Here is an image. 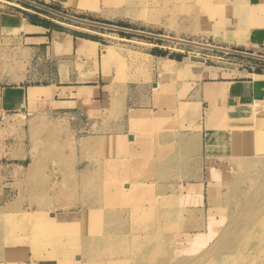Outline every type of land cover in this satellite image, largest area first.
Listing matches in <instances>:
<instances>
[{"label":"rangeland","instance_id":"1","mask_svg":"<svg viewBox=\"0 0 264 264\" xmlns=\"http://www.w3.org/2000/svg\"><path fill=\"white\" fill-rule=\"evenodd\" d=\"M65 3L69 5L68 11L61 6L57 9L102 22L264 54V44L246 42L247 34L264 22L258 19L264 16L263 0L258 3L263 7L261 12L244 0H87L85 3L66 0ZM0 11L33 22L49 21L55 23L56 30L100 42L101 50L86 67L100 72L112 92L110 109L105 114L97 113L94 119L71 109L64 113L36 114L27 122L15 118L10 127H0V264H78L86 259L81 253L90 250L89 236L104 235L108 230L114 231L108 233L113 239L125 234L129 246L133 236L147 231L148 224L145 218L139 219L132 214L135 206L123 200L114 188H135L143 184L145 192L142 194L149 197L144 210L154 215L156 202L166 203L181 197V191L175 193L173 190L181 188L179 182L196 178L190 172L201 165L205 191L208 185L213 188L210 202L204 192L205 210L199 211L200 191H194L197 196L173 201V223L178 226L175 232L188 230L187 226L194 225L189 222L197 218L213 219L212 222L220 225L224 219L218 206L227 203L229 221H233L227 219L222 223L227 229L225 227L220 236L229 232H233L235 239L237 233L243 237L248 235L246 223L238 225L237 221H246L254 204L264 206V162L261 159L264 150L252 154L258 160L251 161L254 162L252 168L244 171L238 161L230 160L236 153L213 150L218 146L217 141L205 147L201 139L199 152H183L184 162H177L176 167L171 165L172 169H167L164 175H155L154 163L150 162L152 158H148L150 152L146 149L151 147L153 151L158 132L189 131L194 134L203 129L206 133L217 129L220 123L229 124L226 118L230 117V110L224 109L225 100L218 99L216 111L205 119L202 115L205 109L192 107L187 111L188 104L183 105L182 98L192 88V82L202 76L222 80H244L252 76L256 81H264V60L89 27L19 0H0ZM241 30L244 33L238 34ZM7 44L6 40L0 42V77L22 70L13 62L17 57L12 49L8 50ZM165 65L177 69L164 73ZM2 81L16 82L0 79ZM120 93H135L141 105L150 108L147 115L136 116L138 111L130 114L132 120L145 119L152 125L149 130L138 127L139 123L132 128L147 142L146 145L136 144V149L129 150L126 138L103 136L104 132L121 131L119 122L124 121L125 113L120 108ZM244 104H249L244 109L251 111L254 103ZM255 105L259 112L249 119L247 127L252 133L254 129L264 130V119H260L264 118V103L256 102ZM203 107L210 109L207 103ZM165 122L170 126L165 128ZM254 187L260 192L256 194L252 190ZM97 202L98 206H93ZM184 220L188 221L185 225ZM212 222L195 254L216 242L213 233L216 224ZM36 227L45 231L34 234ZM254 243L260 245L262 242L256 240ZM188 256L180 254L174 261ZM244 256H233L228 264H246L243 260L247 256ZM143 258L147 264H165L149 262L147 256ZM136 259L138 255L127 250L125 243L115 241L111 254L103 260L107 264H119L118 260L120 264H136Z\"/></svg>","mask_w":264,"mask_h":264},{"label":"crops","instance_id":"2","mask_svg":"<svg viewBox=\"0 0 264 264\" xmlns=\"http://www.w3.org/2000/svg\"><path fill=\"white\" fill-rule=\"evenodd\" d=\"M35 1L53 8L61 6L62 9L68 11L66 7L69 5L65 3L66 0ZM261 1L244 0V3L256 5ZM22 22L30 30L21 29L19 25ZM254 29L252 33L247 34L246 42L250 45L255 43L264 44V23L261 26L254 27ZM83 38L56 30L53 26L34 23L29 18L0 11V42L7 41L8 50L11 51L12 49L13 55L17 57V60L15 58L13 62H16L18 66L20 65L22 69L0 77V79L16 81L0 82V127H10L15 118L27 122L36 114H48L52 111L64 113L72 109L80 115L85 114L86 117L94 119L97 113L102 112L105 114L110 109L112 92L109 83L101 76L100 72L95 73L94 67H86L88 62H94L95 54L99 53L102 44L93 40L97 42V45H92V49H87V47L84 49L82 48L85 45L82 43ZM80 49L84 51L82 52ZM9 58L8 61H10ZM80 65L84 66L80 67ZM8 72L10 71L8 70ZM247 78L244 80H222L207 79L202 76L192 82L193 86L182 98V104H188L187 111L192 107L198 110L205 109L202 114L205 115V119L209 117L207 113L216 111V105L219 104L218 99L220 101L225 100V108L222 107V109L230 110L231 117H233L232 115L247 113V109L244 108L250 105L244 104L245 102L252 101L255 104L264 101V81H256L252 79V76ZM227 85H232L229 92L225 94L216 92L220 86ZM234 86H243L244 89H234ZM35 87L47 88L50 93L49 95L39 94L40 96H36V99L32 100L30 98L31 89ZM120 99V108L125 113L124 121L119 122L121 131L104 132L103 136L118 135L121 139L126 138L129 150L131 148L136 149V144L146 145L147 142L144 140L143 135L140 136L132 128L137 127L136 125L139 123L138 127L149 130L152 126L150 121L147 122L145 119L139 118L132 120L130 114L133 111H138L147 115L146 111L150 108L141 105L135 93H120ZM151 102H153L152 94ZM205 103L210 105V109L203 107ZM169 126L170 123H164L165 128ZM159 127L160 124L157 125V128ZM202 130H198L194 134L189 131L185 133L183 131L176 133L173 131L158 132L153 151L151 147L150 150L146 149L150 152L148 158H152L150 162H153L155 166L154 174L164 175L168 172L167 169H172L171 165L174 164L173 166H175L177 162H184L181 154L185 151H188V153L199 152L201 135L204 146L208 147L206 136L207 133L213 130L210 129L206 133ZM203 171V165L198 166L197 170L190 172L197 179L189 177L190 179L186 182L178 183L181 190H173L175 193L181 191L179 196H184L188 194L187 191L190 185L200 187V197L198 195V199L200 203L199 211L201 212L205 210L204 192L207 193L210 202V190L213 191L210 185L205 191L203 180L205 174ZM200 175H202V178ZM193 196H197V194L194 193ZM210 220L197 218V220L189 222V224L194 225L187 226L188 230L197 229L195 226L200 224L203 226L201 227L202 232L208 234V224L212 222ZM183 222V225H185L188 221L184 220Z\"/></svg>","mask_w":264,"mask_h":264},{"label":"bare ground","instance_id":"3","mask_svg":"<svg viewBox=\"0 0 264 264\" xmlns=\"http://www.w3.org/2000/svg\"><path fill=\"white\" fill-rule=\"evenodd\" d=\"M86 1L87 0H81V3H85ZM260 5L261 4L254 5V9L258 10V12H261L260 10H263L262 5L261 6ZM258 19H260L263 22L264 16H260L258 17ZM19 26L21 27V29L24 28L30 30V28L26 27V24L24 22H22V24ZM237 32L238 34L244 33L243 30ZM239 36H241V34ZM82 43L86 45V46L85 45L82 46V48L84 49H86V47L87 49H90L92 45L95 46L97 45V42L86 38L82 39ZM81 49L80 51H82ZM176 69L177 68L173 69L171 66L165 65L163 66L162 72L164 73L174 72L176 71ZM231 87L232 85L220 86L219 88H217L216 92L219 94H225L229 92ZM233 88L239 90L244 89L243 86L241 87L234 86ZM43 93L49 95L50 92L47 88L35 87L31 90V98H35L37 95ZM257 103H264V101L263 102L259 101ZM255 106L256 105L253 104L252 110L251 111L247 110L248 111L247 114L243 113V114L232 115L233 117L231 116L229 118L227 117L226 119L229 121V124L226 122L220 123L219 125L216 126L217 129L213 128L214 130L207 133L206 136L207 144L210 145L211 143H216V141L218 142V146L216 150L220 149L221 151L224 152L229 151L231 154L236 153V155L232 156L230 160L233 159L234 161H238V165H241L244 171H248L250 168H252V164L254 162L251 161L258 160V158H254L252 154L258 150L259 151L264 150V130L254 129L255 131L252 133L249 131L250 128H247L249 119L253 117L254 113L256 114V112L257 113L259 112L257 108H254ZM258 106L260 105L258 104ZM250 112H252V115L249 114ZM140 114L141 112H137L135 115L140 116ZM248 114H249V118L246 117V115ZM258 119L259 117H257V120ZM260 119H264V118H260ZM261 159L264 162V158ZM141 185L143 184H140V186H136L135 188L131 186L130 188H114V190L120 192L119 196H121L123 200L135 206L136 209L132 212L133 215H135L139 219L145 218L146 221L145 223L148 224L146 228L147 231L139 232V235L133 236L132 244L129 246L126 243L127 236L125 234H119L118 236L114 237L116 239H113V237L108 234V233H113L114 231L112 230L106 231L104 235H92V237L89 236L90 240L92 241L90 250L88 251L86 250L83 251L84 253H81L86 257V259H84V261L78 264H107V262H105L103 259L111 254L115 241L125 243L127 250L138 255L139 259L135 260L136 264H147L146 260H144L143 258L144 256L148 257L149 262H154V263L161 262L165 264H228L233 256H240V255L247 256L246 259L242 258V260L245 259L243 260V262L247 261L246 264H264V206L263 205L261 206V204H254L253 210L248 207L249 209L252 210V214L250 215V217H248L246 221H244L243 219L237 221L238 225H244V223H246V227L248 229V232L247 231L246 232L248 235L243 237V235L241 236L239 233H237L238 236L235 239L233 236V232H229L228 230H227L229 232L228 234H226L225 236H220L223 230L227 229V227L222 223L227 219L229 221L230 218V212L227 211L228 210L226 206L227 203L220 204V207L218 209H220L222 219L224 220L220 225L219 223L216 224V222L213 221L214 224H216L215 228H213L214 236L216 235V237L214 238L216 242H214L213 244L210 243L211 246L208 244L210 246L209 248H206L204 251L198 252L199 254H195L194 251L198 249L197 247L199 246V242L207 236L206 235L207 232L206 233L202 232L201 227L203 226L198 223H197L198 225L195 226L197 229L188 230L187 232H183V233H181L178 230L177 232H175L178 226H176V224L173 223V220L175 221V217H174L175 209L173 208V206L175 205L173 204V201H176L179 198L180 199H185V198L187 199V197L190 198V195H192L194 191H199V188H196L194 185H191L190 187H188L187 195L181 196L178 199H173V201H167L166 203H162V202L158 203L159 201H157L155 204L156 213L155 214L153 213L154 215H148L146 213L148 211L144 210V206L146 200L149 197L146 194L144 195L142 194L145 192V188H143ZM109 190H111V188ZM252 190H254L256 194L257 192H260V189L256 187H254V189ZM212 195H213L212 197H214V193ZM258 196L259 195H257V197ZM93 206H98V202L95 203ZM170 207L172 208V210ZM219 217L221 218V216ZM135 220L137 221V219ZM219 229H222V231L218 233L217 231ZM239 230H242V228H239ZM44 231L45 229H43L42 227H36L33 229V233L37 235L43 233ZM174 234L175 236L172 237ZM184 240L186 241L184 242ZM256 240H261L262 243L260 245H258V243L255 244L254 241ZM153 241H155L156 243H154ZM12 244L17 245V243H12ZM177 254L178 255L187 254L189 256L187 258H182L185 260L179 259L174 261V257L178 256ZM160 256L163 257L167 256L170 257V259L169 260L163 259V257L160 258ZM129 261L130 260H128V262ZM108 263H110V261ZM116 263L120 264L121 262L120 260H118V262L116 261ZM126 264H130V263H126Z\"/></svg>","mask_w":264,"mask_h":264},{"label":"water","instance_id":"4","mask_svg":"<svg viewBox=\"0 0 264 264\" xmlns=\"http://www.w3.org/2000/svg\"><path fill=\"white\" fill-rule=\"evenodd\" d=\"M19 1L30 4L32 6H35L39 9H42V10H45L47 12L53 13V14H55L58 17H61L63 19H66V20H69V21H72V22H75V23H78L81 25L89 26V27L116 30V31H120V32L136 34V35L151 37V38L160 39V40L177 42L180 44L190 45V46H194V47L206 48V49H210V50H214V51L226 52V53H231V54H235V55L246 56V57H250V58L264 60V54H259V53L235 49V48H228L226 46H219V45H214L211 43L199 42L196 40L178 38L175 36L156 33V32H152V31H146V30L132 28V27H128V26H122V25H118V24H113V23H108V22H102L99 20L84 18L81 16L73 15V14H70L68 12L59 10L57 8L47 6L43 3L37 2L35 0H19Z\"/></svg>","mask_w":264,"mask_h":264},{"label":"trees","instance_id":"5","mask_svg":"<svg viewBox=\"0 0 264 264\" xmlns=\"http://www.w3.org/2000/svg\"><path fill=\"white\" fill-rule=\"evenodd\" d=\"M34 23H38L45 26H53L54 28L56 27L55 23H51L49 21H34Z\"/></svg>","mask_w":264,"mask_h":264}]
</instances>
